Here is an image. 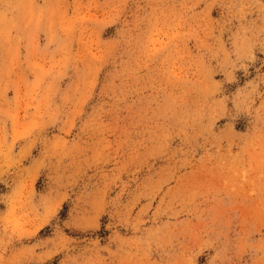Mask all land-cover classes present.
Returning <instances> with one entry per match:
<instances>
[{
  "label": "clouds",
  "instance_id": "clouds-1",
  "mask_svg": "<svg viewBox=\"0 0 264 264\" xmlns=\"http://www.w3.org/2000/svg\"><path fill=\"white\" fill-rule=\"evenodd\" d=\"M0 264H264V0H0Z\"/></svg>",
  "mask_w": 264,
  "mask_h": 264
}]
</instances>
